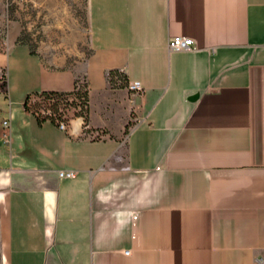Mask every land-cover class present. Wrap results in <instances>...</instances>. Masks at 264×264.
<instances>
[{
	"label": "crops",
	"instance_id": "crops-1",
	"mask_svg": "<svg viewBox=\"0 0 264 264\" xmlns=\"http://www.w3.org/2000/svg\"><path fill=\"white\" fill-rule=\"evenodd\" d=\"M87 22L72 67L0 44L27 66L0 91V264H264V0H87ZM75 78L76 131L22 106Z\"/></svg>",
	"mask_w": 264,
	"mask_h": 264
},
{
	"label": "rangeland",
	"instance_id": "rangeland-1",
	"mask_svg": "<svg viewBox=\"0 0 264 264\" xmlns=\"http://www.w3.org/2000/svg\"><path fill=\"white\" fill-rule=\"evenodd\" d=\"M13 34L50 63L72 67L89 52L87 0H0V44L4 45L8 36ZM24 48L26 46L14 48L9 55L8 48L3 49L1 62L4 69H0L2 93L5 81L7 86L11 83L15 60L12 59L17 58L22 67L26 66ZM10 91L14 97L15 90L11 88ZM6 96L0 94V106L7 102ZM76 102L71 96L54 98L38 93H32L26 100L31 111L38 115L52 111L55 119L64 122L75 120L81 114Z\"/></svg>",
	"mask_w": 264,
	"mask_h": 264
},
{
	"label": "trees",
	"instance_id": "trees-1",
	"mask_svg": "<svg viewBox=\"0 0 264 264\" xmlns=\"http://www.w3.org/2000/svg\"><path fill=\"white\" fill-rule=\"evenodd\" d=\"M30 52H34L33 49L29 48ZM106 79L110 86H116V85H122L125 83V75L121 70L117 69H109L106 72ZM4 80H5V74H4ZM32 93H38L42 94L45 97H60V96H71L74 100H76L77 106H79L80 113L78 116H81L82 118V125L85 121V115H86V105H87V96H86V82L84 79L75 78L73 81L72 88L70 90L66 91H60V90H39V91H32V92H26L23 100H22V106L26 109H28L26 100ZM32 114L35 115V117L40 120L42 118H47L51 121L58 122L59 120L54 118V113L52 111H46L44 115H38L34 111H31L28 109Z\"/></svg>",
	"mask_w": 264,
	"mask_h": 264
},
{
	"label": "built area",
	"instance_id": "built-area-1",
	"mask_svg": "<svg viewBox=\"0 0 264 264\" xmlns=\"http://www.w3.org/2000/svg\"><path fill=\"white\" fill-rule=\"evenodd\" d=\"M191 38L188 36H183V35H172L167 38V47L170 50H178V49H187L191 45ZM126 88L127 90L133 92V93H138L140 91V84L137 80H131L126 82ZM76 118L79 119V125L82 124V118L81 116H76ZM1 126H2V137L4 139L5 143H9L10 137H9V129H8V119L7 118H2L0 120ZM58 127L67 130L69 132H74L77 129H74L72 122L69 120L68 122H64L62 120H59L57 122ZM59 176H64V177H71L74 174V170L72 169H61L57 173ZM136 214L132 215V219H135Z\"/></svg>",
	"mask_w": 264,
	"mask_h": 264
},
{
	"label": "water",
	"instance_id": "water-1",
	"mask_svg": "<svg viewBox=\"0 0 264 264\" xmlns=\"http://www.w3.org/2000/svg\"><path fill=\"white\" fill-rule=\"evenodd\" d=\"M196 96H197V93L195 92V93H192V94H190V95H188V99H194V98H196Z\"/></svg>",
	"mask_w": 264,
	"mask_h": 264
},
{
	"label": "bare ground",
	"instance_id": "bare-ground-1",
	"mask_svg": "<svg viewBox=\"0 0 264 264\" xmlns=\"http://www.w3.org/2000/svg\"><path fill=\"white\" fill-rule=\"evenodd\" d=\"M77 126H78V124H77Z\"/></svg>",
	"mask_w": 264,
	"mask_h": 264
}]
</instances>
